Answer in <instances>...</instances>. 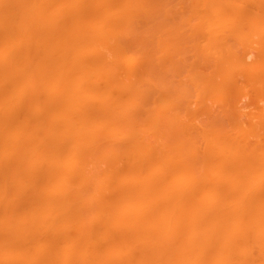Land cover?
<instances>
[{
    "label": "rangeland",
    "instance_id": "obj_1",
    "mask_svg": "<svg viewBox=\"0 0 264 264\" xmlns=\"http://www.w3.org/2000/svg\"><path fill=\"white\" fill-rule=\"evenodd\" d=\"M22 1L11 0L8 2L10 5H14L13 9L17 13H21L20 10L26 7L24 10L29 11V14L32 12L34 17L30 16L31 19L27 17L30 20L25 22L22 16V24H19L20 18L17 20L15 18L14 33L16 30L22 29L20 33H34L36 30L31 26L35 25L34 23L37 21L38 5L46 3L48 0L43 2L38 0L37 4L36 0ZM52 1L48 3L52 4ZM56 3L62 5L60 13L67 11L66 14H68H60L56 8L58 5L55 4L54 8V2L52 6L48 4L44 10L45 14L54 12L53 16H65L60 19L67 22L66 24L62 21L66 25L65 27L74 34L67 33L69 31H66L67 29L61 22L60 25L63 27L59 25L58 22L61 20L58 17V27L65 30L63 31L61 28L62 34L51 33V26L45 17L51 30L48 29L51 36L46 34L50 43L46 42L48 41V38L45 40L46 35L44 38L42 37L45 33L42 32L40 35L41 30L38 31L40 32L38 36L35 34L34 37L32 34L27 36L33 38V40L30 38L28 40L35 43L27 44L28 40H26L25 44L23 41L22 44L28 45L27 48L24 45L25 50L23 49V51L17 48V46L22 47L18 44L20 42L17 41V37L7 40L0 37V56L4 58L12 54L11 60L13 54H16L14 53L15 49L19 50L18 57L12 59L14 62L10 63L9 59V61H5L10 64L5 65L3 60H7V58L0 57L3 59L0 63H4H1L2 66L0 64V80L4 81L3 84L0 81V94L6 90V87L3 89L6 86L3 72L6 73L11 66L12 69L9 68V70H14L11 71L12 74L10 73L14 78L11 77L12 81L15 80L13 83L17 82L19 86L26 85V87L23 86L25 89L18 86L21 96L16 100L17 102L14 101L21 107V111L19 109L18 112L21 116L19 117L22 118L23 123L26 121L29 124L37 116H41L38 125L33 123L37 126L25 125L26 123L23 124L22 120H19L22 128L20 125L19 128L14 127L16 129L13 134L16 138L18 137V145L20 143L19 146L17 145L18 148L13 149L15 153L11 149L12 147L7 150V147L0 146L1 161H6V157L7 160H13L15 157L13 161L19 163L14 165L12 171L4 173L2 177L6 179L0 178L2 179L0 180L2 181L0 182V264H3L4 261L22 260L25 257L23 252L25 248L29 253L33 251L31 258L28 259L33 261L35 258L36 263L47 259L46 262L51 261L52 263L53 261L57 264L69 262L68 264H71L70 261L74 262L71 260V254L74 251L73 254L77 253L79 257L86 253L88 256L86 261L89 260L87 264H91L93 261L95 262L92 264H99L96 259L102 261L111 254L110 244L108 247L106 240L108 241L113 232L116 231L114 234L117 237H125L124 235L128 239L132 237L129 239L132 240L131 242L140 239L139 235L142 232L149 231L151 233L155 227L153 225L158 221L147 225L148 227L143 225V230L142 227L137 230L134 228L135 226H128L129 229L125 228L121 221L119 224L116 212L119 213L118 208L125 203V200L119 196L117 188L122 184H129L127 182L140 184L149 181L146 184L149 188H159V190H151L149 194L147 192L148 195L146 194L144 199L146 200L148 197L147 204L151 203L161 208L169 206V203L192 204V207L196 203L199 205H195V207L202 204V206L220 205L235 208L252 205L257 208V211L264 208V203L262 204L264 202V192H262L264 191V0H58ZM16 4L17 7H15ZM18 5L20 6L18 7ZM20 7L22 8L20 9ZM78 7L80 10H84L86 15L78 16L75 12L79 9ZM16 11L14 12L16 13ZM32 19L34 20L33 24ZM29 24H31L30 27ZM59 29H54V32ZM12 30L10 31L12 32ZM86 32L88 33L86 34ZM69 34L71 35L68 38ZM72 35L73 38H71ZM75 36L77 37L75 38ZM30 44L36 46L39 44L40 48L42 45L43 47L40 49L37 46L38 49H34L30 47L32 46ZM44 47L47 49L43 50ZM10 97L14 98L13 93ZM9 100L8 97L1 99V108L4 106L6 108L5 104L8 105L12 99ZM2 104L4 105L2 106ZM36 104L37 106H35ZM46 108L47 113L44 110ZM69 119L71 120L69 121ZM36 120L38 122V119ZM40 122L45 126H42ZM31 125L35 127L34 130ZM38 133L39 135H35ZM21 144H24L23 147ZM35 146L40 149L38 150ZM33 147L35 148L32 149ZM15 149L19 150V153ZM22 152L23 155L26 153L28 156L21 157L23 156L20 155ZM13 153L14 155H12ZM37 157L40 159L43 157L44 161L48 159L55 165L59 163L57 168L60 170L68 169L69 176L62 184L58 178L57 182L54 180L51 185L49 173L48 178L47 176L41 178L39 185L43 186L44 192L47 187H50V192L55 193L65 192L68 188L69 192L73 191L78 194L82 191L79 197L84 201L85 207L81 210V224L78 225L76 222V226L73 222L74 225L72 223L71 227L66 225L67 220L62 219L66 216L59 220V211L61 210H58L56 215L53 213V218L51 217L50 221L47 218L45 220L38 211L42 208L45 210L46 204L42 205L40 199L34 201H39L38 203L30 202L33 198L32 195H34L32 200L37 197L35 198V194H31L33 192V190L31 191L33 183H30L32 181L31 170L26 169L27 172L25 168L30 162L36 161ZM48 164H44V167L49 168ZM9 176H13L12 179ZM21 178L22 180H20ZM2 185L6 187H2ZM176 187L189 192L185 194L186 198L183 197V200L178 198L181 200L179 202L176 198L171 197L175 193L173 190ZM145 188L147 191V186ZM160 188L164 190L161 192ZM36 189L38 188L36 187ZM55 189L57 191H54ZM165 190L169 193L166 194ZM253 190L255 193H252ZM258 190H262L259 197L256 195ZM163 193L168 198L166 195L164 197ZM28 196L30 200L27 199ZM131 196L133 199L129 197L128 200L133 206L141 205L140 192ZM108 200L112 208L114 207L111 214L115 215L110 214L106 217V208L110 209L108 205L101 209L99 207L102 203L105 206L104 204ZM162 200L165 203H161ZM222 203L224 204L222 205ZM22 204H24V208ZM94 204L95 207H93ZM144 204L146 203L144 202ZM37 205L39 208L36 207ZM116 206H118L117 210H115ZM27 207L29 210H26ZM131 214L133 215V212H130ZM166 214L168 215V213ZM167 215H159L158 219L167 217ZM70 216L71 214L67 217ZM20 217L23 220L26 218L27 221L24 222ZM48 218L50 217L48 216ZM105 218H112V220L108 219L109 223H106V226H101L103 222L105 223ZM19 220L23 221L24 225ZM69 221L71 222V220ZM235 221L237 218L236 220L234 217L230 219L232 227L236 230L241 229L244 222L242 220ZM81 225L84 226L80 227ZM145 228L150 230L145 231ZM63 229L65 231L68 229L67 235ZM131 230L132 232H130ZM120 233L122 234L120 235ZM76 234H79L80 237H77ZM116 240V243L120 242L119 239ZM152 244L154 245V243ZM156 244L155 246H158L157 242ZM136 245L132 244L135 250ZM159 245L158 250L161 247V244ZM229 245L231 247V244ZM137 246L143 248L141 245ZM5 249H7L6 252ZM155 250L156 253L157 250ZM236 250L237 248L234 251L236 252ZM246 250L248 253L254 252V254L246 255L248 258H244L245 260H240L237 257L236 261L239 259L237 262L262 264L261 254L256 248L251 251V248L246 247L242 251L246 252ZM136 252L140 253L138 249ZM36 253L37 256L39 254L38 261ZM2 254L3 256H1ZM8 257L10 258L8 259ZM151 258L153 261L154 258L152 256ZM191 259L197 261L198 256L193 255L189 261H192ZM149 261L151 260L147 259L146 262L162 264V262ZM78 262L75 264H80ZM146 262L144 261L143 264Z\"/></svg>",
    "mask_w": 264,
    "mask_h": 264
},
{
    "label": "bare ground",
    "instance_id": "obj_2",
    "mask_svg": "<svg viewBox=\"0 0 264 264\" xmlns=\"http://www.w3.org/2000/svg\"><path fill=\"white\" fill-rule=\"evenodd\" d=\"M8 1H11V0H0V37L3 39V40H7V39H10L11 37H17V41L18 42H20V43H18L20 46H22L21 48L20 47H18L17 46V44H15L16 46H17V48H19L20 49V51H23V49L25 50V46H26V48H27V46L28 45H25L27 42V44H29V43H35V42H33V41H30V40H28L29 38L31 39V37H27L28 35H30V34H32L33 35V37H34V34L36 35V36H38V33H40L41 32V34L40 35H42V32L43 33H45L42 37L44 38V36L46 35V34H50V36H51V33L53 32L54 34L55 33H61V31H62V27L64 26V28H66L65 26L66 25H64V23L63 22H66L65 20H61L62 18L61 17H65V16H53L52 14H54V12H50V13H47V14H45L46 12H44V10H46V7L48 6V4H50V3H48L49 1H52V0H42V2L43 1H47L46 3H42V4H39L38 5V8H39V10H38V8H37V15H36V17L38 16V18H36L37 19V21H36V19H35V25H33V26H31L32 28H34L35 30H36V32H31L30 34H28V33H24V32H22V33H20V31H22V30H20V31H17L16 30V32L14 33V30H15V24H14V19L16 18V20L17 19H19L20 18V23L19 24H22L21 22H22V16H23V20H25V22L26 21H29L32 17H34V15H32V12L29 14L28 12H27V10L25 11L24 10V8H26V7H24V8H22V7H20V11H22L21 13H17V11L16 10H14L13 8H14V5L12 4V5H10V2H8ZM16 1V0H15ZM19 1H22V0H19ZM25 1V0H24ZM56 1H58V0H55V1H52V4H50L51 6L53 5V2H54V8H55V6L56 5H58L57 3H56ZM7 2V3H6ZM23 2V1H22ZM25 2H27V1H25ZM37 2H38V0H36V4H37ZM100 2V1H99ZM14 3H16V2H14ZM84 3V2H83ZM20 5L22 4V3H19ZM26 4V3H25ZM24 4V5H25ZM28 4V3H27ZM46 4V5H45ZM56 4V5H55ZM78 4V3H77ZM114 4V3H113ZM20 5H18V7L20 6ZM49 5V6H50ZM66 5V4H65ZM26 6H28V5H26ZM31 6V5H30ZM50 6V7H51ZM62 6V5H61ZM60 5H58V6H56V8L58 9V12L60 13V11H62V7H61ZM96 6V5H95ZM15 7H17V4L15 5ZM59 7V8H58ZM28 8V7H27ZM61 8V9H60ZM65 8V7H64ZM70 8V7H69ZM79 9H77V10H75V12L78 14V16H83V15H86L85 14V11L84 10H80V7H78ZM56 9V10H57ZM82 9V8H81ZM24 10V11H23ZM30 10V9H29ZM48 10V9H47ZM53 11H54V9H52ZM60 10V11H59ZM110 10V9H109ZM14 11H16V13L14 12ZM64 11V10H63ZM49 12V11H48ZM57 12V11H56ZM66 12L67 11H64V12H61L60 14H64V15H67L66 14ZM34 13V12H33ZM59 13H56V15L58 14L59 15ZM109 13V12H108ZM107 13V14H108ZM35 14V13H34ZM76 14V15H77ZM30 16H32V17H30ZM30 18L29 20H28V18ZM45 17H46V19L48 20V23L50 24V26H51V30H50V26L47 24V22L45 21ZM56 17V18H55ZM57 17H58V19L59 20H61V21H59L58 23H59V25L62 23V25H60V26H62L61 28L60 27H58L59 25L57 24ZM67 17V16H66ZM61 18V19H60ZM65 19V18H64ZM85 19V18H84ZM16 20H15V22H16ZM67 20H68V18H67ZM18 21V22H19ZM32 21V24H33V19L31 20ZM30 21V22H31ZM56 21V22H55ZM63 21V22H62ZM72 21V20H71ZM81 21V20H80ZM24 22V21H23ZM45 22V23H44ZM61 22V23H60ZM42 23H44V24H42ZM27 24V23H26ZM42 24V25H41ZM66 24H67V22H66ZM30 25L31 24H29V27H30ZM41 25V26H40ZM44 25H46V26H44ZM16 26H17V24H16ZM22 27H23V25H21ZM55 26H57V27H55ZM87 26V25H86ZM19 27H20V25H19ZM19 27H18V30H19ZM26 27V26H25ZM24 27V28H25ZM48 27V28H47ZM59 29V30H57V32H54V29ZM13 29V30H12ZM17 29V28H16ZM20 29H21V27H20ZM34 29H33V31H34ZM48 29H49V31H51V33H49L48 32ZM67 29V28H66ZM104 29V28H103ZM10 30H12V32L10 31ZM29 30H30V28H29ZM29 30H27V31H29ZM41 30V31H40ZM65 29H63V31H64ZM102 30V29H101ZM38 31H40V32H38ZM56 31V30H55ZM59 31V32H58ZM66 31H69L68 29L66 30ZM87 31V30H86ZM98 31V30H97ZM11 32V33H10ZM30 32V31H29ZM46 32H48V33H46ZM70 32H72V31H69V32H67V33H70ZM88 32H86V34H87ZM62 34V33H61ZM65 34V33H64ZM72 34H74L73 32H72ZM82 34V32L80 33V35ZM85 34V33H84ZM48 35H46L45 36V40L48 38L47 36ZM55 35H57V34H55ZM70 35L71 34H69V36H68V38L70 37ZM92 35H94V34H92ZM49 36V37H50ZM78 36V35H77ZM77 36H75V38L77 37ZM83 37V36H82ZM12 38V39H13ZM71 38H73V35L71 36ZM93 38V37H92ZM16 39V38H15ZM14 39V40H15ZM38 39V38H37ZM57 39V38H56ZM26 40H28L27 42H26ZM31 40H33V38L31 39ZM36 40V39H35ZM40 40H42V39H40ZM48 41H46L47 43L49 42L50 43V41H49V38L47 39ZM71 40V39H70ZM23 41H25L23 44H22V42ZM72 41V40H71ZM6 42V41H5ZM46 42H44L45 43V45L47 44ZM43 43V44H44ZM32 44H30V45H32ZM55 44V43H54ZM10 45H11V43H10ZM25 45V46H24ZM13 47H14V45H12ZM37 46H39V44L37 45ZM37 46L36 45H32V46H30V47H32V48H37ZM47 46H49L48 44H47ZM30 47H28L29 49H30ZM42 47H43V45L41 46V48H40V46L38 47V48H40V49H42ZM37 48V49H38ZM220 48V47H219ZM14 49V48H13ZM44 49H47L46 47H44L43 48V50ZM11 50H12V48H11ZM42 50V51H43ZM13 51V50H12ZM15 51L16 52H14V53H16V54H13V57H11V60H10V56H12V54L11 55H9V57L8 56H6V57H4V58H7V60L6 59H4L2 56H0V57H2L1 59L3 60V62H5V61H9L10 63H11V61H13L12 59H16L18 56H17V52L19 51L18 49L16 50L15 49ZM32 51V50H31ZM25 52V51H24ZM29 54H30V52H29ZM1 55V54H0ZM19 55V54H18ZM5 56V55H4ZM1 59H0V61H1ZM9 59V60H8ZM38 61V60H37ZM49 61V60H48ZM94 61V60H93ZM9 62H5V65L6 64H8ZM14 62V61H13ZM12 62V63H13ZM2 63V62H1ZM0 63V64H1ZM9 63V64H10ZM2 64H4V63H2ZM2 64H1V66H2ZM54 64V63H53ZM49 65V64H48ZM0 66V67H1ZM8 66V65H7ZM47 66V65H46ZM4 67V66H3ZM2 67V68H3ZM11 67V66H10ZM9 67V68H10ZM5 68H6V66H5ZM4 68V69H5ZM9 68H8V71L7 72H9L10 70H9ZM17 68V67H16ZM3 69V70H4ZM10 69H12V68H10ZM21 69V68H20ZM1 70V69H0ZM12 72L14 71V70H11ZM9 72L7 75H6V73H4L3 72V74H4V79H5V82H6V86H4L3 87V89H5V87H6V90H4L3 91V93L2 94H0V100L1 99H4L5 97H6V99H7V97H8V99L10 98V102H9V107H8V105L7 104H5L6 105V108H5V106L4 107H2L1 108V106H0V146H2V147H7V150H8V148L9 147H12L11 149L13 150L15 147H17V145H18V143L17 142H19L18 141V137L16 138V136H14V134H13V131L16 129H14V127L16 126L17 128H19V125L21 126V128H22V124L19 122V120H22V118H20L21 116H20V113H18L19 112V109H20V111H21V107L18 105L19 103H16L17 101V99L18 98H20V96H21V92L19 91V87L21 88V87H23V86H25L26 87V85H23V86H19L18 84H17V82H14L13 83V81H15V80H13L12 81V78H13V75L11 76V74H12V72ZM49 72V71H48ZM11 73V74H10ZM14 74V73H13ZM17 74V73H16ZM46 74V73H45ZM2 77H3V75H2ZM12 77V78H11ZM11 78V79H10ZM14 79V78H13ZM25 79V78H24ZM43 79V78H42ZM70 79V78H69ZM3 80V79H2ZM36 80V79H35ZM34 80V81H35ZM1 81V80H0ZM17 81V80H16ZM20 81V80H19ZM18 81V82H19ZM22 81H24V80H22ZM2 82V81H1ZM4 82V81H3ZM3 82H2V84H3ZM43 82V81H42ZM31 83V82H30ZM34 83V82H33ZM17 84V85H16ZM24 84V83H23ZM29 84V83H28ZM4 85H5V83H4ZM39 85V84H38ZM73 85H75V84H73ZM3 86V85H2ZM19 86V87H18ZM25 87H23L24 89H25ZM42 87H44L43 85H42ZM31 89V88H30ZM21 90V89H20ZM23 91V90H22ZM45 91V90H44ZM30 92V91H29ZM50 92V91H49ZM12 93H13V97L14 98H12V97H10V95H12ZM23 93V92H22ZM35 93V92H34ZM45 94H46V92H45ZM23 95V94H22ZM25 95V94H24ZM35 95V94H34ZM56 95V94H55ZM38 96V95H37ZM48 96V95H47ZM24 97V96H23ZM26 97V96H25ZM22 98V97H21ZM35 98V97H34ZM48 98V97H47ZM14 99V100H13ZM20 100V99H19ZM14 101H16V102H14ZM21 101H23V100H21ZM1 102V101H0ZM8 102V101H7ZM6 102V103H7ZM12 102V103H11ZM47 102V101H46ZM15 103H16V105H15ZM39 103H41V102H39ZM49 103V102H48ZM68 104V103H67ZM4 104H2V106H3ZM35 106H37V104L35 105ZM49 106V105H48ZM56 106V105H55ZM8 107V108H7ZM23 107V106H22ZM29 107H30V105H29ZM40 107V106H39ZM33 108H34V106H33ZM44 108V107H43ZM75 108V107H74ZM29 109V108H28ZM33 110V109H32ZM42 110V109H41ZM45 110V113H47V108L46 109H44ZM57 110V109H56ZM29 111V110H28ZM52 111V110H51ZM42 112V111H41ZM54 112V111H53ZM69 112V111H68ZM25 113V112H24ZM28 113V112H27ZM34 113V112H33ZM59 113V112H58ZM29 114V113H28ZM27 114V115H28ZM52 114V113H51ZM18 115V116H17ZM25 115V114H24ZM26 115V116H27ZM36 116H37V114H35ZM38 115H39V113H38ZM53 115H54V113H53ZM56 115V114H55ZM64 115H65V113H64ZM20 116V117H19ZM34 116V115H33ZM62 116V115H61ZM35 117V116H34ZM34 117L32 118V119H34ZM48 117V116H47ZM57 117V116H56ZM40 118H41V116L40 117H38L37 116V118H35L34 120H36V119H38V122H37V120L34 122V120H32V122L31 123H29V124H32L33 126L35 125V124H33V123H37V125H38V123H39V120H40ZM64 118V117H63ZM27 119V118H26ZM29 119V118H28ZM43 119V118H42ZM60 120V119H59ZM58 120V121H59ZM71 119H69V121H70ZM65 121V120H64ZM22 123H23V120L21 121ZM45 122V121H44ZM63 122V121H62ZM82 122V121H81ZM26 123V121L23 123V124H25ZM41 123V122H40ZM71 123V122H70ZM28 123H26L25 125H27ZM28 124V125H29ZM43 123H41V125H42ZM45 124V123H44ZM32 125H31V128L34 130V128L35 127H32ZM37 125H35V126H37ZM82 125V124H81ZM24 126V125H23ZM42 126H45V125H42ZM49 126V125H48ZM70 126V125H69ZM26 127V126H25ZM53 127V126H52ZM64 127V126H63ZM58 128H61V127H58ZM36 129H38V128H36ZM51 129V128H50ZM62 129V128H61ZM67 130V129H66ZM38 131V130H37ZM47 131V130H46ZM51 131V130H50ZM53 131H54V129H53ZM70 131V130H69ZM55 132V131H54ZM57 132V131H56ZM66 132V131H65ZM64 132V133H65ZM86 132V131H85ZM18 133V132H17ZM22 133V132H21ZM35 133V132H34ZM44 133V132H43ZM42 133V134H43ZM72 133V132H71ZM76 133V132H75ZM78 133H79V131H78ZM47 134V133H46ZM15 135H17V134H15ZM24 136H25V134H23ZM33 135V134H32ZM35 135H39V133L38 134H35ZM35 135H33V136H35ZM41 135V134H40ZM59 135V134H58ZM62 135V134H61ZM51 136H53V135H51ZM41 137V136H40ZM46 137V136H45ZM64 137V136H63ZM68 137V136H67ZM71 137V136H70ZM19 138H20V136H19ZM22 138H23V136H22ZM31 138V137H30ZM62 138V137H61ZM69 138V137H68ZM27 139V138H26ZM38 139H39V137H38ZM54 139V138H53ZM56 139V138H55ZM66 139V138H65ZM31 140V139H30ZM33 140V139H32ZM35 140H36V138H35ZM45 140V139H44ZM60 140V139H59ZM71 140V139H70ZM37 141V140H36ZM62 141H64L63 139H62ZM68 141V140H67ZM34 142V141H33ZM33 142H32V144H33ZM65 142V141H64ZM40 143V142H39ZM53 143V142H52ZM57 143V142H56ZM58 144H60V143H58ZM19 145H20V143H19ZM18 145V146H19ZM22 145V144H21ZM24 145V144H23ZM23 145H22V147H23ZM31 145V144H30ZM36 145V144H35ZM50 145V144H49ZM54 145V144H53ZM67 145V144H66ZM71 145H72V143H71ZM27 146V145H26ZM57 146V145H56ZM36 147V146H35ZM35 147H33L32 149H34ZM58 147V146H57ZM75 147V146H74ZM18 148V147H17ZM37 149H38V147H36ZM45 148V147H44ZM68 148V147H67ZM4 149V148H3ZM6 149V148H5ZM4 149V150H5ZM10 149V150H11ZM29 149H31V148H29ZM40 149V148H39ZM38 149V150H39ZM48 149V148H47ZM2 150V149H1ZM16 150V149H15ZM21 150V149H20ZM25 150V149H24ZM28 150V149H27ZM53 150V149H52ZM19 150H16V152H18ZM22 151H23V148H22ZM49 151V150H48ZM9 152V151H8ZM11 152V151H10ZM13 152L15 153V151L13 150ZM25 152H26V150H25ZM50 152H51V150H50ZM14 153L12 154V155H14ZM19 153V152H18ZM33 153V152H32ZM43 153V152H42ZM23 155V152L22 153H20V155ZM27 154H28V152H27ZM39 154V153H38ZM54 154H56L55 152H54ZM6 155V154H5ZM30 155V154H29ZM33 155H34V153H33ZM4 156V155H3ZM7 156V155H6ZM18 156V155H17ZM24 156H28V155H26V153H25V155H23V156H21V157H23L24 158ZM37 156V155H36ZM45 156V155H44ZM54 156V155H53ZM236 156V155H235ZM5 157V156H4ZM3 157V158H4ZM9 157V156H8ZM20 157V156H19ZM20 157V158H21ZM15 158V157H14ZM14 158H13V160H14ZM27 158V157H26ZM29 158V157H28ZM30 158L32 159V156H30ZM38 159H36V161L34 160V161H32V162H30L29 163V165H28V167L27 168H25V170L26 169H30L31 170V173H30V175H31V182L30 183H33V185H32V189H31V187H30V189H31V191L33 190V192L31 193V194H35V198L37 197V199H34V200H32L33 198H34V195H32V197L33 198H31V201L30 202H34L35 200H39L40 199V201L42 202V205H43V203L44 204H46V206H45V210H43L44 208H42V206H41V204L39 205L41 208V210L40 211H38V212H40V216H42L43 217V219H45L46 220V218L50 221L51 220V217H52V215H54L58 210H61L62 211V213H61V211H59V213H60V215H61V217H60V215H59V220L63 217V216H66V217H63L62 219H64L65 218V221L67 220V223H66V225H70V227H71V225H72V223L74 222L75 224H76V226H77V223H78V225H79V223H80V217H81V210L83 209V207H85V203H83L84 201H82L81 200V197H79V194L80 193H82V191L78 194V193H75V192H73V191H71V192H69V188L68 189H66L65 190V192L64 191H62V192H58V193H55V192H50V187H47V188H45V192H44V188H43V186L41 187L39 184H40V180H41V178L43 177V178H45L46 176H47V178L49 177V173H50V177H49V179H51V183L55 180L56 181V179H58V178H60L59 180H60V182H61V184H62V182H65V179L69 176V173H68V169H59V168H57V165H60L59 163L57 164L56 163V165L55 164H52V163H50L49 161H48V159H46V161H44L45 159L43 158V160H42V158L40 159V157H37ZM53 158V157H52ZM6 159V161H1L0 160V178H4V177H2V176H4V173L6 174V171H8V172H10V171H12L13 170V168L15 167L14 165L15 164H19V163H15V161H13V160H7V157L5 158ZM11 159V158H10ZM31 159H29L30 161H31ZM241 159V158H240ZM55 160V159H54ZM57 160V159H56ZM19 161V160H18ZM24 161V160H23ZM53 161V160H52ZM20 163H21V161H19ZM26 162H27V160H26ZM44 162H46V163H44ZM48 162H49V164H48ZM57 162V161H56ZM63 162V161H62ZM22 164H23V162H22ZM44 164H48L49 166V168H45L44 167ZM65 164V163H64ZM162 164V163H161ZM169 164H171V163H169ZM26 165V164H25ZM63 165V164H62ZM61 165V166H62ZM164 165H165V163H164ZM23 166V165H22ZM46 167H47V165H45ZM75 166H77V165H75ZM161 166V165H160ZM16 167H18V166H16ZM58 167H60V166H58ZM65 167V166H64ZM63 167V168H64ZM73 167V166H72ZM187 167V166H186ZM177 168V167H176ZM16 169V168H15ZM18 169V168H17ZM49 169V170H48ZM70 169V168H69ZM167 169V168H166ZM187 169V168H186ZM20 170V169H19ZM21 170H23V169H21ZM156 170V169H155ZM27 171V170H26ZM158 171V170H157ZM168 171V170H167ZM174 171V170H173ZM16 172H17V170H16ZM20 172V171H19ZM25 172V171H24ZM23 172V173H24ZM28 172V171H27ZM72 172V171H71ZM172 173V172H171ZM7 174H9V173H7ZM21 174H22V172H21ZM26 174V173H25ZM28 174V173H27ZM12 175V174H11ZM14 175V174H13ZM23 175V174H22ZM70 175H71V173H70ZM162 176V175H161ZM9 177H11V176H9ZM8 177V178H9ZM13 177V176H12ZM12 177H11V179H12ZM24 177V176H23ZM29 177V176H28ZM150 177V176H149ZM156 177V176H155ZM29 178V179H30ZM4 179H6V178H4ZM4 179H3V181H4ZM15 179V178H14ZM149 179V178H148ZM0 180H2V179H0ZM10 180V179H9ZM20 180H22V178L20 179ZM19 180V181H20ZM67 180V179H66ZM12 181V180H11ZM10 181V182H11ZM18 181V180H17ZM44 181H45V179H44ZM47 181V180H46ZM132 181V180H131ZM135 181V180H134ZM140 181V180H139ZM142 181H143V179H142ZM145 181V180H144ZM148 181V180H147ZM0 182H2V181H0ZM5 182V181H4ZM9 182V183H10ZM29 182V181H28ZM57 182V181H56ZM55 182V183H56ZM141 182V181H140ZM15 183H17V182H15ZM125 183H126V181H125ZM127 183H129V184H122L119 188H117L118 190H119V193H120V197H122L124 200H125V203L122 205V206H120L119 208H118V210H119V213L118 212H116L117 213V218L119 217V224L121 223V224H123L122 226H124L125 228H127L128 226L130 227V226H135L134 228H136L137 230L138 229H140L143 225L144 226H147V225H149V224H153L155 221L157 222V224H154L153 226H155L154 227V230L152 229L151 231V233H149V231L148 232H145V233H141L139 236H141V238L140 239H137V241H135L136 242V244L137 245H141L143 248H140V246L138 247L136 244H134L135 242H131L132 240H129V239H131L132 237H130L129 239L126 237V235H124L125 237H117L114 233L116 232H113V234H112V236L110 237V236H108V235H106V236H108V237H110L109 239H108V241H110V242H108L106 239V242H107V245H108V247H109V244H110V247H109V249H110V255L107 257V259H105V260H102V261H100V259L99 260H97L96 259V261H99V264H143V262L145 261H147V259L149 260H151V261H149V262H162V264H241V263H239V262H237V261H239V259H237V261H236V258L237 257H239L240 258V260L241 259H244V258H248V257H246V255H249V256H251V255H253L254 254V252H250V253H248V251L246 250V252L245 251H242L243 249H245L246 247H249V248H251V251H252V249H255L256 248V250L261 254V259H262V264H263V261H264V208L263 209H261L260 211H257V208L255 207V206H248V207H226V206H220V205H210V206H199V207H195V205H199V204H193V206L194 207H192L191 205H179V204H171V203H169L170 205L169 206H165V207H163V208H161L160 206L159 207H157V205H153V204H151V203H148L147 204V202H146V200L148 201V197H147V199L145 200L144 199V197L146 196V194H147V192H148V194H149V192L152 190H154V189H158L159 190V188H155L154 187V189H152L151 187L149 188L148 187V185H146L147 183H149V181L147 182V183H145V182H141L140 184L139 183H136V182H134V183H130V182H127ZM1 184V183H0ZM14 184V183H13ZM20 184V183H19ZM24 184V183H23ZM39 185V186H37V185ZM44 184V183H43ZM48 184V183H47ZM112 184V183H111ZM12 185V184H11ZM25 185H27V184H25ZM50 185V184H49ZM51 185H53V183L51 184ZM150 185V184H149ZM10 186V185H9ZM24 186V185H23ZM30 186V185H29ZM29 186H27V188H29ZM38 188V189H36V187ZM67 186V185H66ZM70 186V185H69ZM147 186V191H146V187ZM166 186V185H165ZM177 186V185H176ZM180 186V185H179ZM2 187H6L5 185L3 186L2 185ZM2 187H1V189H2ZM8 187V186H7ZM19 187H21V186H19ZM39 187H41V188H39ZM45 187H46V183H45ZM54 187V186H53ZM106 187V186H105ZM108 187V186H107ZM117 187H118V185H117ZM157 187V186H156ZM159 187V186H158ZM161 187V186H160ZM22 188H24V187H22ZM21 188V189H22ZM55 188V187H54ZM60 188V187H59ZM71 188V187H70ZM15 189V188H14ZM53 189V188H52ZM61 189V188H60ZM165 189H166V187H165ZM3 190V189H2ZM27 190V189H26ZM64 190V189H63ZM108 190V189H107ZM112 190H114V189H112ZM164 189H162L161 190V188H160V191L162 192ZM191 190V189H190ZM19 191V190H18ZM22 191V190H21ZM54 191H57V189H55ZM159 191V192H160ZM172 191V190H171ZM175 193H173L172 195H171V197H173V198H176L177 199V201L179 202V200L180 199H178V198H183L184 196H185V194H188L187 192H186V190H182L181 188H177L176 187V189H174L173 190ZM172 191V192H173ZM260 191H262V190H258V191H256V195H258V197L260 196ZM15 192V191H14ZM28 192V191H27ZM136 192H140V194H141V205H137V206H133L132 205V203H131V201L130 200H128L129 199V197H132V199H133V196H131L132 194H134V193H136ZM155 192H157V191H155ZM160 192V193H161ZM167 192L169 193V191H166L165 190V193L167 194ZM254 192V190L252 191V193ZM262 192H264V191H262ZM24 193H25V191H24ZM23 193V194H24ZM111 193H112V191H111ZM255 193V192H254ZM7 194V193H6ZM110 194V193H109ZM131 194V195H130ZM147 194V195H148ZM151 194V193H150ZM155 194V193H154ZM165 194V195H166ZM195 194V193H194ZM25 195V194H24ZM139 195V194H138ZM164 195V193H163V196L164 197H166ZM191 195V194H190ZM223 195V194H222ZM255 195V194H254ZM255 195V196H256ZM84 196V195H83ZM109 196V195H108ZM111 196V195H110ZM109 196V197H110ZM135 196V195H134ZM162 196V195H161ZM162 196V197H163ZM169 196H170V194H169ZM21 197V196H20ZM137 197V196H136ZM155 197V196H154ZM157 197V196H156ZM163 197V198H164ZM170 197V198H171ZM5 198V197H4ZM29 198V200H30V197L28 196L27 197V199ZM135 198V197H134ZM167 198H168V196H167ZM184 198H186V197H184ZM199 198V197H198ZM226 198V197H225ZM224 198V199H225ZM0 199H1V197H0ZM3 199V198H2ZM10 199V198H9ZM26 199V200H27ZM109 199V198H108ZM122 199V200H123ZM159 199V198H158ZM176 199H175V202H176ZM14 200V199H13ZM18 199L16 198V201H17ZM135 200V199H134ZM150 200V199H149ZM183 200V199H182ZM187 200V199H186ZM199 200V199H198ZM202 200V199H201ZM6 201H7V199H6ZM117 201V200H116ZM138 201V200H137ZM155 201H156V198H155ZM166 201V200H165ZM181 201V200H180ZM4 202V201H3ZM10 202H11V200H10ZM39 201H37V202H34V203H38ZM104 202V201H103ZM108 202V203H107ZM106 202V204H104L105 206H103V203H102V207L100 206L99 208L101 209V208H104V207H107L106 205H108V208H110V209H107L106 208V217L108 216V215H110L113 211H114V207L112 208V205H111V203L109 202V200ZM135 202V201H134ZM140 202V201H139ZM144 202L146 203V204H144ZM162 202H164L163 200L161 201V203ZM1 203V202H0ZM18 203V202H17ZM19 203H21V202H19ZM25 203V202H24ZM27 203V202H26ZM105 203V202H104ZM115 203V202H114ZM123 203V202H122ZM136 203V202H135ZM156 203V202H155ZM158 203V202H157ZM165 203V202H164ZM184 203V202H183ZM212 203V202H211ZM264 202H262V204H263ZM224 203H222V205H223ZM11 205V204H10ZM14 205V204H13ZM16 205V204H15ZM21 205V204H20ZM23 205L24 204H22V207H23ZM36 205V204H35ZM36 206V207H38L39 208V206ZM114 205V204H113ZM132 205V206H131ZM164 205H166V204H164ZM206 205V204H205ZM227 205V204H226ZM232 205H234V204H232ZM256 205H258V204H256ZM43 206V207H44ZM161 206H163V205H161ZM227 206H229V205H227ZM237 206V205H236ZM6 207H8L7 206V204H6ZM11 207V206H10ZM14 207V206H13ZM31 207V206H30ZM35 207V208H36ZM93 207H95V204L93 205ZM117 207L118 206H116V208H115V210H117ZM123 207V208H122ZM262 207V206H261ZM12 208V207H11ZM16 208V207H15ZM24 208V207H23ZM32 208H33V206H32ZM112 208V209H111ZM4 209V208H3ZM28 209V207L26 208V210ZM48 209V211L46 212V210ZM6 210H8V209H6ZM10 210V209H9ZM29 210V209H28ZM38 210V209H37ZM43 210V214H45V215H43L42 214V211ZM56 210V211H55ZM103 210V209H102ZM25 211V210H24ZM44 211H45V213H44ZM55 211V212H54ZM86 211H87V209H86ZM101 211V210H100ZM4 212V211H3ZM14 212H16V211H14ZM71 212V213H70ZM85 212V211H84ZM99 212V211H98ZM130 212H133V215L131 214L130 215ZM155 212H157V213H155ZM5 213V212H4ZM24 213V212H23ZM22 213V214H23ZM27 213V212H26ZM47 213V214H46ZM54 213V214H53ZM166 213H168V215L166 214ZM20 214V213H19ZM42 214V215H41ZM57 214H58V212H57ZM64 214V215H63ZM71 214V216L70 217H67V216H69V215ZM114 214V213H113ZM113 214H111V215H113ZM128 214V215H127ZM167 215V217H163V218H159L158 219V217H159V215H161V216H163V215ZM8 215V214H7ZM10 215V214H9ZM21 215V214H20ZM24 215V214H23ZM56 215V214H55ZM115 215V214H114ZM121 215V216H120ZM48 216L50 217V218H48ZM58 216V215H57ZM82 216H83V214H82ZM12 217H13V215H12ZM11 217V218H12ZM27 217H29L28 215H27ZM110 217V216H109ZM115 217V216H114ZM232 217H234L235 218V220H236V218H237V221H235V222H239L240 220H242L243 222V225H242V227H241V229H239V230H236V229H234L233 227H232V224L230 223V219L232 218ZM20 218H22V217H20ZM53 218V217H52ZM71 220V222L68 220ZM242 218V219H241ZM7 219V218H6ZM38 219V218H37ZM104 219V218H103ZM108 219H110V218H108ZM107 218H105V223L103 222V225H101V226H106V223H109L107 220H108ZM116 218H114V220H115ZM10 220V219H9ZM16 220H18V219H16ZM21 220H23V218L21 219ZM25 220H26V218H24V222H25ZM30 220V219H29ZM39 220H41V219H39ZM44 220V221H45ZM54 220V219H53ZM94 220H96L95 219V217H94ZM98 220H100V219H98ZM110 220H112V218L110 219ZM113 220V221H114ZM117 219H116V221H118ZM20 221V220H19ZM18 221V222H19ZM23 221H20L22 224H23ZM27 221V220H26ZM43 221V222H44ZM70 223H69V222ZM86 221V220H85ZM89 221H91V220H89ZM93 221V220H92ZM121 221V222H120ZM7 222V221H6ZM8 222H10V221H8ZM57 222V221H56ZM77 222V223H76ZM232 222V221H231ZM3 223V222H2ZM14 223H16V222H14ZM20 223V224H21ZM47 223H48V221H47ZM74 223H73V225H74ZM113 223V222H112ZM233 223V222H232ZM19 224V225H20ZM51 224V223H50ZM53 224V223H52ZM55 224V223H54ZM81 224V223H80ZM9 225H11V224H9ZM8 225V226H9ZM24 225V224H23ZM27 225V224H26ZM30 225V224H29ZM37 225V224H36ZM35 225V226H36ZM39 225H41V224H39ZM44 225V224H43ZM62 225V224H61ZM65 225V226H66ZM109 225H111V224H109ZM4 226V225H3ZM2 226V227H3ZM12 226V225H11ZM49 226V225H48ZM84 225H81L80 227H83ZM107 226H108V224H107ZM121 226V227H122ZM143 226V227H144ZM152 226V225H151ZM236 226V225H235ZM21 227V226H20ZM27 227V226H26ZM53 227V226H52ZM55 227V226H54ZM60 227V226H59ZM118 227V226H117ZM129 227H128V229H129ZM143 227H142V230H143ZM148 227V226H147ZM240 227V226H239ZM4 228H5V226H4ZM56 228H58V227H56ZM64 228V227H63ZM79 228V227H78ZM32 229V228H31ZM61 229V228H60ZM77 229V228H76ZM106 229V228H105ZM122 229V228H121ZM149 228H147V230H148ZM212 229H214L215 231L213 232V230ZM9 230H10V228H9ZM12 230V229H11ZM15 230H18V229H15ZM33 230V229H32ZM84 230V229H83ZM103 230V229H102ZM108 230V229H107ZM113 230V229H112ZM123 230V229H122ZM146 230V228H145V231H147ZM150 230V229H149ZM212 230V233L211 234H213V235H211L210 234V231ZM22 231V230H21ZM25 231H26V229H25ZM61 231V230H60ZM63 231H64V233L67 235V231H68V229L65 231L64 229H63ZM77 231H78V229H77ZM127 231V230H126ZM126 231H123V232H126ZM129 231V230H128ZM127 231V232H128ZM3 232V231H2ZM7 232V231H6ZM8 232H10V231H8ZM14 232V231H13ZM27 232V231H26ZM88 232V231H87ZM104 232V231H103ZM107 232V231H106ZM120 232V231H119ZM122 232V233H123ZM130 232H132V230L130 231ZM135 232V231H134ZM139 232H141V231H139ZM138 232V233H139ZM17 233V232H16ZM16 233H15V235H16ZM23 233H25V232H23ZM63 232H62V234H64ZM78 233V232H77ZM108 233V232H107ZM122 233H120V235L122 234ZM136 233H137V231H136ZM4 234H6V233H4ZM9 234H12V233H9ZM22 234V233H21ZM49 234V233H48ZM47 234V235H48ZM71 234V233H70ZM95 235H96V233H94ZM101 234V233H100ZM99 234V235H100ZM105 234V233H104ZM128 234V233H127ZM1 235H2V233H1ZM14 235V234H13ZM12 235V236H13ZM73 235V234H72ZM79 235V234H78ZM77 234H76V236L77 237H80V235L78 236ZM118 235V234H117ZM129 235H131V234H129ZM132 235H135V234H132ZM7 236H8V234H7ZM10 236V235H9ZM23 236V235H22ZM61 236V235H60ZM70 236V235H69ZM75 236V237H76ZM136 236H137V234H136ZM47 237V236H46ZM53 237V236H52ZM83 237V236H82ZM96 237V236H95ZM103 237V236H102ZM2 238V237H1ZM5 238V237H4ZM7 238H9V237H7ZM48 238V237H47ZM54 238V237H53ZM56 238V237H55ZM58 238V237H57ZM94 238V237H93ZM127 238V239H126ZM136 238V237H135ZM135 238H133L134 240H136ZM11 239H12V237H11ZM62 239V238H61ZM116 239H119V243H116L117 242V240ZM8 240V239H7ZM44 240H45V238H44ZM59 240V239H58ZM73 240V239H72ZM82 240H84V239H82ZM116 240V241H115ZM152 241V243H154V245L152 244V243H150ZM158 243V246H155V244H156V242ZM55 242V241H54ZM59 242V241H58ZM74 242H76V241H74ZM74 242H73V244H74ZM88 242V241H87ZM91 242V241H90ZM116 243V244H113V243ZM3 243H4V245H5V242L3 241ZM8 243V242H7ZM10 243V242H9ZM45 243H47V242H45ZM77 243V242H76ZM111 243H112V245H111ZM162 243H163V246H162ZM25 244V243H24ZM39 244V243H38ZM63 244V243H62ZM92 244V243H91ZM132 244L133 245H136V250L138 249V252H140V253H137L136 252V250H135V247L134 246H132ZM147 244H149V245H147ZM159 244H161V247H160V249L158 250V247L160 246ZM229 244H231V247H230V245ZM1 245V244H0ZM11 245V244H10ZM27 245V244H26ZM41 245V244H40ZM52 245H53V243H52ZM71 245V244H70ZM80 245V244H79ZM103 245V244H102ZM127 245V247H124V246H126ZM152 245L154 246L153 248H152ZM157 245V244H156ZM7 246V245H6ZM15 246V245H14ZM13 246V247H14ZM39 246V245H38ZM46 246V245H45ZM72 246V245H71ZM106 246V245H105ZM1 247V246H0ZM8 247V246H7ZM12 247V248H13ZM20 247V246H19ZM27 247V246H26ZM35 247V246H34ZM78 247V246H77ZM121 247H123V248H121ZM138 247V248H137ZM156 247V248H155ZM4 248V247H3ZM6 248V247H5ZM16 248H17V246H16ZM22 248V247H21ZM28 248V247H27ZM36 248V247H35ZM53 248H55V247H53ZM96 248V247H95ZM153 250H152V249ZM235 248H237V250H236V252L234 251L235 250ZM19 249V248H18ZM26 249V248H25ZM23 250V252H24V254H25V257H23V259L21 260V259H19V261H16V260H14V258H12L14 261L12 262L11 260L10 261H8V262H6V261H4V263L3 264H52V263H55V264H57L56 262H53L52 261V263H51V261H49V262H46V260H42V261H38L37 260V257L39 256V254H38V256H37V253L35 254L36 255V260L38 261L37 263H36V261H35V258H34V260L31 262V261H29V259L31 258V256H32V254L31 253H33V251L31 252V253H29V252H27L26 250ZM59 249V248H58ZM71 249V248H70ZM84 249H85V247H84ZM94 249V248H93ZM139 249H140V251H139ZM142 249H144V250H142ZM160 251V252H158L157 253V251ZM6 250L7 249H5V252H6ZM34 250V249H33ZM36 250V249H35ZM45 250V249H44ZM100 250H101V248H100ZM142 250V251H141ZM154 250L156 251V253L154 252ZM249 250V249H248ZM3 251V250H2ZM72 251H73V249H72ZM82 251V250H81ZM86 251V250H85ZM84 251V252H85ZM155 253V255H153L154 253ZM233 251V252H232ZM14 252H15V250H14ZM36 252V251H35ZM43 252V251H42ZM48 252V251H47ZM57 252H59V251H57ZM102 252V251H101ZM191 252V253H190ZM8 253V252H7ZM9 253H10V251H9ZM22 253V252H21ZM54 253V252H53ZM70 253H71V251H70ZM73 253H74V251H73ZM71 254L72 255V257H71V260H73L74 262H71L70 261V263L72 264V263H74L75 264V262H78V263H80V264H87L88 262H89V260H88V262L86 261V258L88 257L87 256V254L86 253H83V255L81 254V256L79 257V255H77V253H75L76 255H74V254ZM79 253V252H78ZM88 253V252H87ZM99 253V252H98ZM103 253V252H102ZM153 253V254H152ZM18 254H20L19 252H18ZM44 254V253H43ZM63 254V253H62ZM91 254V253H90ZM106 254V253H105ZM11 255V254H10ZM50 255V254H49ZM48 255V256H49ZM53 255V254H52ZM60 255V254H59ZM149 255H151L153 258H154V260L152 261V258H151V256H150V258H147V256H149ZM193 255H197L198 256V260L197 259H195V260H197V261H193L192 259V261H189V258H191V256H193ZM1 256H3V254L1 255ZM12 256V255H11ZM91 256V255H90ZM93 256V255H92ZM101 256V255H100ZM105 256V255H104ZM7 257V256H6ZM22 257V256H21ZM44 257V256H43ZM57 257V256H56ZM63 257V256H62ZM65 257V256H64ZM69 257V256H68ZM143 257H145V258H143ZM166 257V258H165ZM195 257V256H194ZM10 257H8V259H9ZM16 258H17V255H16ZM18 258H20V256H18ZM29 258V259H28ZM46 258H48V257H46ZM53 258V257H52ZM5 259V258H4ZM7 259V260H8ZM41 259H43V258H41ZM40 259V260H41ZM51 259V258H50ZM58 259H60V258H58ZM68 259V258H67ZM102 259H104V258H102ZM142 259H145V260H142ZM18 260V259H17ZM21 260V261H20ZM90 260H91V258H90ZM165 260V261H164ZM245 260V259H244ZM16 261V262H15ZM55 261V260H54ZM57 261V260H56ZM62 261V260H61ZM65 261H66V259H65ZM249 261V260H248ZM2 262V261H1ZM66 262H68V261H66ZM93 262H95V261H93ZM93 262H91V264L93 263ZM65 263V262H64ZM69 263V262H68ZM68 263H66V264H68ZM2 264V263H1ZM96 264V263H95ZM146 264H152V263H148V262H146ZM159 264V263H158ZM245 264V263H244ZM249 264V263H248Z\"/></svg>",
    "mask_w": 264,
    "mask_h": 264
}]
</instances>
